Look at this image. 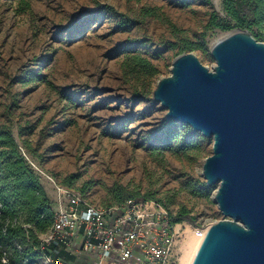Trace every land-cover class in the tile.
Wrapping results in <instances>:
<instances>
[{
	"label": "rangeland",
	"instance_id": "rangeland-1",
	"mask_svg": "<svg viewBox=\"0 0 264 264\" xmlns=\"http://www.w3.org/2000/svg\"><path fill=\"white\" fill-rule=\"evenodd\" d=\"M213 14L224 15L221 0H0V130L16 136L52 206L67 189L101 207L121 195L174 217L184 209L194 219L178 222L185 232L224 218L217 185L200 174L212 139L163 125L166 110L151 98L183 40L194 45L185 53L215 64L211 44L226 32L208 27ZM136 56L154 74L130 68ZM185 235L171 264H182Z\"/></svg>",
	"mask_w": 264,
	"mask_h": 264
},
{
	"label": "water",
	"instance_id": "water-1",
	"mask_svg": "<svg viewBox=\"0 0 264 264\" xmlns=\"http://www.w3.org/2000/svg\"><path fill=\"white\" fill-rule=\"evenodd\" d=\"M210 56L208 68L192 53L178 55L151 94L166 121L212 139L200 174L217 185L212 201L224 218L210 225L191 264H264V42L234 29Z\"/></svg>",
	"mask_w": 264,
	"mask_h": 264
},
{
	"label": "trees",
	"instance_id": "trees-1",
	"mask_svg": "<svg viewBox=\"0 0 264 264\" xmlns=\"http://www.w3.org/2000/svg\"><path fill=\"white\" fill-rule=\"evenodd\" d=\"M221 5L224 15L213 14L208 27L222 32L246 30L257 41L264 42V0H221ZM193 48L194 45L183 40L178 55ZM128 66L140 73L155 72L150 63L139 56L131 58ZM163 125L170 128L174 123L164 121ZM165 134L170 139L174 133ZM130 199L147 200L139 196ZM115 200L119 204L127 199L116 195ZM171 217L174 223L182 220L193 223L194 220L184 209ZM53 218L52 203L36 171L21 154L12 133L0 130V264H44L46 254L72 261L74 257L63 248L58 255L53 254L56 248L53 245L46 251L41 250L40 237L50 231Z\"/></svg>",
	"mask_w": 264,
	"mask_h": 264
},
{
	"label": "built area",
	"instance_id": "built-area-1",
	"mask_svg": "<svg viewBox=\"0 0 264 264\" xmlns=\"http://www.w3.org/2000/svg\"><path fill=\"white\" fill-rule=\"evenodd\" d=\"M57 200L52 228L40 237L41 250L53 245L54 255L60 248L73 260L84 255L82 264H171L172 247L184 234L170 213L153 201L127 199L101 207L67 189L58 190ZM71 262L43 257L44 264Z\"/></svg>",
	"mask_w": 264,
	"mask_h": 264
},
{
	"label": "bare ground",
	"instance_id": "bare-ground-1",
	"mask_svg": "<svg viewBox=\"0 0 264 264\" xmlns=\"http://www.w3.org/2000/svg\"><path fill=\"white\" fill-rule=\"evenodd\" d=\"M216 1L218 2L219 0H216ZM221 38H222V35L219 38H217L216 40H219ZM208 228L205 230H201V231H192L190 229H187L186 232L184 231V234H186L185 236H186L187 240L185 242H186V246H187L188 251L186 252L185 257L182 260V264H191L192 259L195 255L202 239L204 238Z\"/></svg>",
	"mask_w": 264,
	"mask_h": 264
},
{
	"label": "crops",
	"instance_id": "crops-1",
	"mask_svg": "<svg viewBox=\"0 0 264 264\" xmlns=\"http://www.w3.org/2000/svg\"><path fill=\"white\" fill-rule=\"evenodd\" d=\"M52 207H53V210H54V212H55L56 209H57V204H56V202H54V205H53Z\"/></svg>",
	"mask_w": 264,
	"mask_h": 264
}]
</instances>
